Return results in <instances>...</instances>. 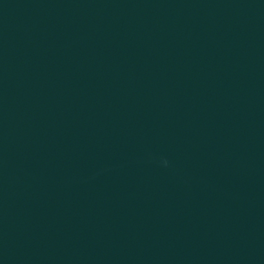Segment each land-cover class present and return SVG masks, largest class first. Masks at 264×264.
I'll use <instances>...</instances> for the list:
<instances>
[{
  "label": "water",
  "instance_id": "water-1",
  "mask_svg": "<svg viewBox=\"0 0 264 264\" xmlns=\"http://www.w3.org/2000/svg\"><path fill=\"white\" fill-rule=\"evenodd\" d=\"M0 264H264V0H0Z\"/></svg>",
  "mask_w": 264,
  "mask_h": 264
}]
</instances>
